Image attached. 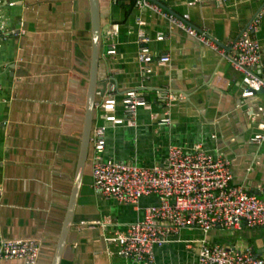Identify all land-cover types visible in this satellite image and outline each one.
<instances>
[{"label":"crops","instance_id":"0c3cea01","mask_svg":"<svg viewBox=\"0 0 264 264\" xmlns=\"http://www.w3.org/2000/svg\"><path fill=\"white\" fill-rule=\"evenodd\" d=\"M131 1L112 0L102 12L103 26L111 30L118 25L119 32L114 37L104 34L97 119L103 98L115 87L119 95L143 93L155 112L170 116L172 125L158 126L152 113L144 110L139 111L135 128L108 124L103 158L151 167L165 162L170 146L201 145L231 159L234 185L264 198V141H253L264 135V93L243 98L242 75L229 59L231 44L264 10V0H154L223 43L226 56L168 19L137 9ZM139 19L147 22L155 59L171 58L166 67L151 64L149 75L142 74L138 62ZM3 27L21 34L4 36ZM159 33L165 35L163 41L157 40ZM255 38L264 58V15ZM113 44L116 54L111 56ZM90 50L89 0H0V237L36 240L41 250L37 264H53L74 184ZM161 92H171L176 98L166 104ZM116 116H123L120 102ZM92 157L93 151L78 223L61 264H143L119 258V248L106 241L124 233L144 212L95 193ZM155 202V198H144L141 207ZM94 222L98 225L89 226ZM185 231L178 241L156 250L153 264H197L199 248H176L185 243L181 239ZM205 239L231 249L249 246L264 258V227L218 228ZM0 264L24 263L0 258Z\"/></svg>","mask_w":264,"mask_h":264},{"label":"built area","instance_id":"2783aa9c","mask_svg":"<svg viewBox=\"0 0 264 264\" xmlns=\"http://www.w3.org/2000/svg\"><path fill=\"white\" fill-rule=\"evenodd\" d=\"M202 0H194L193 3ZM14 5V4H12ZM139 10H149L168 19L171 24L196 38L211 50L226 56V48L204 32H199L186 20L164 10L154 0H136ZM264 10L247 25L240 38L231 44L229 59L233 68L242 75V97L250 98L264 91V58L262 47L255 38ZM138 62L142 74L149 75L150 65L157 63L166 67L171 58L162 55L155 59L150 48L147 22L138 20ZM119 32L114 25L109 37ZM20 31H7L4 36H19ZM3 36V37H4ZM165 35L157 34L163 41ZM116 54L113 44L109 55ZM160 97L169 104L176 96L171 92H161ZM119 102L123 116H116ZM103 124H97L90 143L93 148L92 177L93 188L98 196L113 200L119 205L134 206L143 215L128 224L124 233L106 238L109 244L117 246V256L135 263L153 264L156 250L179 240L185 230H200L209 234L215 229L234 231L242 227L255 229L264 227V198H261L241 185H234V172L231 159L223 154H214L201 145L192 148L170 146L165 162L151 167L140 166L135 162L104 159L107 125L135 128L140 110L152 113L158 126L169 127V115L155 112L153 103L143 93L130 91L119 95L111 88L101 102ZM98 107V105H97ZM97 120V118H96ZM255 143H262L264 135H257ZM1 193V190H0ZM144 198H155L156 202L141 207ZM83 225H88L84 224ZM98 223L89 226L95 227ZM186 248H199L197 264H264L253 248H228L221 243L186 241ZM195 245V246H193ZM40 245L36 240H5L0 237V258L20 260L24 264H37Z\"/></svg>","mask_w":264,"mask_h":264},{"label":"water","instance_id":"95a60500","mask_svg":"<svg viewBox=\"0 0 264 264\" xmlns=\"http://www.w3.org/2000/svg\"><path fill=\"white\" fill-rule=\"evenodd\" d=\"M111 1L112 0H89L90 15H91L90 69H89V77H88L87 99L85 105L81 146L78 157L77 170L74 178V184L69 197V203L67 206L66 215L61 229V235L58 241V246L55 253L53 264H61L63 255L68 246L71 231L73 230V227L78 223L77 214L79 209L81 191L83 184L85 182V175L87 174V168L90 162L91 153L93 151V148L90 143V139L93 130L95 128V121L97 118V105L100 103L99 101L100 91L98 88H99L100 63L104 54V42H105L104 34L109 32V29H106L103 26L102 12L105 9L107 2H111ZM157 3L164 10L173 14V12L167 10V8H165L159 2ZM198 31L202 32L200 30ZM208 37L210 36L208 35ZM216 42L219 43L220 46L226 48V46L223 43L218 41ZM259 93H264V91L262 90ZM251 193L261 196L260 193H256L253 191Z\"/></svg>","mask_w":264,"mask_h":264},{"label":"rangeland","instance_id":"374dc122","mask_svg":"<svg viewBox=\"0 0 264 264\" xmlns=\"http://www.w3.org/2000/svg\"><path fill=\"white\" fill-rule=\"evenodd\" d=\"M99 111V110H98ZM103 118V113H102V110L99 111V117L98 119L96 120V123L97 124H101V122L99 121H103L102 120ZM206 237V234H204L202 231L200 230H192V231H185L182 235H181V239L183 240V242H186L187 241H202V240H206L205 239ZM215 244V241L214 243ZM195 246V245H193ZM175 248V247H174ZM176 248H186V245L185 243L183 245H179L177 246Z\"/></svg>","mask_w":264,"mask_h":264},{"label":"trees","instance_id":"16d2710c","mask_svg":"<svg viewBox=\"0 0 264 264\" xmlns=\"http://www.w3.org/2000/svg\"><path fill=\"white\" fill-rule=\"evenodd\" d=\"M131 4H132V6L135 7V6H136V0H132V1H131Z\"/></svg>","mask_w":264,"mask_h":264}]
</instances>
